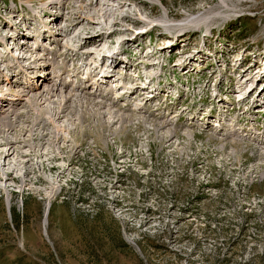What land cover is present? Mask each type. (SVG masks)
I'll return each mask as SVG.
<instances>
[{
	"label": "rangeland",
	"instance_id": "rangeland-1",
	"mask_svg": "<svg viewBox=\"0 0 264 264\" xmlns=\"http://www.w3.org/2000/svg\"><path fill=\"white\" fill-rule=\"evenodd\" d=\"M78 14L91 20L68 33ZM0 41L43 58L22 84L0 55V109L12 86L27 113L0 128L32 130L16 172L0 138V264H264V0H0ZM94 70L104 108L76 97ZM46 84L61 92L32 105Z\"/></svg>",
	"mask_w": 264,
	"mask_h": 264
},
{
	"label": "bare ground",
	"instance_id": "bare-ground-1",
	"mask_svg": "<svg viewBox=\"0 0 264 264\" xmlns=\"http://www.w3.org/2000/svg\"><path fill=\"white\" fill-rule=\"evenodd\" d=\"M135 1H137V0H135ZM89 5H94V3L91 1V3L89 4ZM87 8V7H86ZM78 13H80V12H78ZM96 13H97V11H96ZM107 13V12H106ZM75 14H77V13H75ZM40 18V17H39ZM37 19V18H36ZM86 19H88L89 21L91 20L90 18H88V16H83V15H81V14H78L77 15V17H76V21H75V23H74V27H70L67 31H68V33H70V32H72L76 27H78L81 23H83ZM42 20H40V24L41 23H43V21L41 22ZM39 23V22H38ZM17 29H19L18 27H16ZM153 30V28L152 29H150L149 31H152ZM148 31V32H149ZM67 33V34H68ZM184 34V33H183ZM9 36V35H8ZM104 38H106V35H104V33H102V34H95V35H92L91 37H89L87 40H86V42H84L85 43V45L87 46H89V45H101V43L103 42V40H104ZM17 40V39H16ZM19 40V39H18ZM25 41V40H24ZM0 43H4V41H0ZM21 43V42H20ZM23 43V42H22ZM25 44H27V43H25ZM18 45V44H17ZM171 45V44H170ZM16 49L18 50V51H21V44H20V46H17L16 47ZM13 49L10 51L9 49H7L6 51H5V53L3 54V53H1L0 55H1V57H2V61L1 62H3V63H5V62H7V61H12L13 59L15 60V61H17V62H15L16 64H14V65H10V66H8V70H12V71H16V70H18V73H17V76L18 77H20V79L17 81V82H20V83H24V81H23V75L22 74H24V75H26V76H31V72H35V70H39V68H41V66H39V65H34V64H39V61L41 60V59H43L42 58V56H40V57H34V58H32V56H29V55H16V54H14L13 52ZM110 54V53H109ZM108 53L107 54H105L104 55V58L107 56V57H111V58H113V62L114 63H118V55H119V51H113V52H111V54L109 55ZM76 57H80V56H82L81 54H80V52L79 51H77L76 52ZM20 56H21V58H20ZM54 58V57H53ZM53 58H52V60H53ZM13 60V61H14ZM30 61V60H32L31 61V63H33V65L32 66H27L26 64L25 65H23V64H19V61ZM142 63V62H141ZM112 64V63H111ZM37 66H39L38 67V69H36L37 68ZM31 69H35L34 71H31ZM68 68H67V66L66 65H64V66H62V68L60 69V71L61 70H64V73H66V72H68V70H67ZM79 68L77 67V68H75L74 70H76L75 71V74L76 75H79L80 73H81V70H78ZM141 69V68H140ZM0 70H4V69H2V68H0ZM110 70V69H109ZM139 70V65H137L136 67H135V71H138ZM31 71V72H30ZM60 71H57L58 72V75L56 76V77H59V78H61V77H63V74H59V72ZM141 71V70H140ZM74 72V71H73ZM112 72H114V70L112 71ZM0 73H1V71H0ZM110 73L111 72H109L108 71V69L107 70H105L104 71V75H106V77L107 76H109L110 75ZM98 73H96V71L94 70V71H90V72H88L87 74H86V76H85V79L82 81V85H81V87H82V91H83V93H82V95H80V96H76V97H83V98H86L87 99V103H89V104H93L95 107L96 106H98L99 108H104L105 107V103L102 101V100H100V101H97L93 96H94V94H93V92H90L89 90L91 89V84H87V83H89V80L91 79V78H93L94 76H96ZM32 75H35V73L34 74H32ZM244 75V74H243ZM33 77V76H32ZM57 78H54V80H56ZM11 81H12V79H10V83H11ZM102 81H104V80H102ZM154 83V82H156V77H151V79H150V83ZM34 81H33V86L32 85H30V87H32L31 88V90L29 91V93H25V92H23L24 94L22 95V94H19L20 96H24V95H29L30 96V94L32 93V92H35L38 88H39V86H38V83H36L35 85H34ZM103 83V82H102ZM66 85L68 84V82L67 83H65ZM95 84H98L97 85V87L98 88H103V85L101 84V83H95ZM158 84V83H157ZM56 84H53V85H49V84H46L45 85V88H44V90L43 91H41V92H39V93H34V94H32V98H31V102H32V105H39L40 104V100H44V99H41V97H43V98H45V99H47V101L48 100H51V98L53 97V96H56L57 94V91L58 90H60L59 89V87H56L55 86ZM0 87H1V84H0ZM27 87V86H26ZM140 86L138 85V86H135V87H133V89L131 90L132 92H134L137 88H139ZM97 88V89H98ZM10 90H11V92L10 93H8L9 95H12V96H14L13 98H11V100H13V103H10L9 105H8V109L6 110V111H2L1 109H0V114L1 113H5V114H7L6 112H14V114H16L15 116L17 117V123L19 122H22L21 120L23 119V118H25V117H27V113L26 112H20V113H17L16 112V110H15V104H16V100H18L17 98H16V96L18 95V94H16L15 93V91H14V88L11 86L10 87ZM3 91V90H2ZM12 91L14 92V93H12ZM24 91V90H23ZM253 91V90H252ZM251 91V92H252ZM9 92V91H8ZM60 92H61V90H60ZM150 92H152V91H150ZM161 92L162 91H158L157 92V90H155L154 91V93H153V97H157V96H159L160 94H161ZM164 92H167V91H164ZM250 92V93H251ZM261 94H259V96H260ZM58 96V95H57ZM61 96V95H60ZM63 96V95H62ZM74 96L73 95H64L62 98L63 99H61V102H59V106H58V108H59V110L56 112V114L55 115H57V117H59L60 119L61 118H63V117H66V115H69L70 113L72 114L73 112H74V105H73V103H75V101H74V98H73ZM250 97V95H248V96H246V97H243L241 100H239V102L241 103H246L247 101H248V98ZM258 98V97H257ZM256 98V101H258V99ZM76 100V99H75ZM80 100V99H79ZM7 101V100H6ZM46 101V100H45ZM85 101V100H84ZM84 101H83V103H84ZM30 102V103H31ZM50 102V101H49ZM86 102V101H85ZM81 103H82V101H81ZM86 103V104H87ZM257 103V102H256ZM77 104H79L78 102H77ZM259 103H257V106H259L258 105ZM31 105V104H30ZM29 105V106H30ZM56 105V104H55ZM84 105H85V103H84ZM92 105V106H93ZM79 106V105H78ZM87 106V108H88V105H86ZM18 107V106H17ZM56 107V106H55ZM84 107V106H83ZM33 108V107H32ZM57 108V107H56ZM57 108V109H58ZM52 109H55V108H52ZM51 109V110H52ZM95 109V108H94ZM98 109V108H97ZM31 110V109H30ZM230 110V109H229ZM29 112V111H28ZM55 112V111H54ZM81 113V112H80ZM101 113V112H100ZM119 115V114H118ZM71 116V115H70ZM108 116V115H107ZM10 115L9 116H7L6 115V117L4 118H1L2 119V121H3V123H2V128H0V138L2 137V139H4L3 140V142H5V144H7L8 145V147H9V149H8V152L5 154V156H4V164H2L4 167H5V165H10V167H9V169H11V170H13V172H16V169L15 168H13V167H15L14 165L16 164L17 165V163H20V161L19 162H16V161H14L13 159H11V155L13 154V152H16V153H22L21 152V148H23V147H19L18 146V149L16 150V147H15V145L16 144H21V145H24V146H27V141L25 140V139H23V137H24V135H26V133L29 131V130H27V129H23L22 130V132L21 133H18L17 134V137L15 138V139H11L10 140V138L7 136L8 134H6V133H8L7 132V130H15L16 129V125H14V124H16V123H13L11 120H10ZM58 118V119H59ZM68 118V117H67ZM79 118V117H78ZM26 119V118H25ZM83 119V118H82ZM86 119V118H85ZM15 120H16V118H15ZM1 122V121H0ZM24 122V121H23ZM27 122H29V121H27ZM37 122V121H36ZM43 122V121H42ZM206 123V122H205ZM21 124V123H20ZM39 124H41V123H39ZM46 125V124H45ZM19 126V125H18ZM4 128V129H3ZM27 128V127H26ZM221 130V129H220ZM9 131V132H10ZM29 132H32V130L31 131H29ZM30 135H33V134H30ZM2 141H0V145H3L4 143H3ZM20 148V149H19ZM12 150V151H11ZM0 155H2V152H0ZM24 155L25 156H27V155H29V154H27V153H24ZM59 157V156H58ZM2 158H3V156H2ZM53 159V158H52ZM56 159H57V157H56ZM55 161V160H54ZM28 163H30V162H28ZM21 164H24V169L26 168V166H27V163L25 164V162H21ZM56 167H52V169L51 170H54ZM1 170V169H0ZM28 172V171H27ZM11 171H6V177H11ZM5 176V175H4Z\"/></svg>",
	"mask_w": 264,
	"mask_h": 264
}]
</instances>
